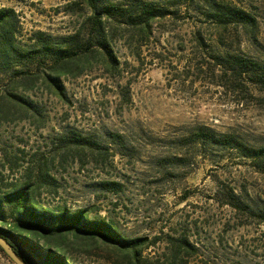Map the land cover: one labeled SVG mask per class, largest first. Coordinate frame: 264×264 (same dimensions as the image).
I'll use <instances>...</instances> for the list:
<instances>
[{"label": "rangeland", "instance_id": "obj_1", "mask_svg": "<svg viewBox=\"0 0 264 264\" xmlns=\"http://www.w3.org/2000/svg\"><path fill=\"white\" fill-rule=\"evenodd\" d=\"M141 1L166 15L148 29L134 19L104 22L118 69L105 71L92 44L60 78L63 98L42 82L48 65L37 78L4 77L0 93L10 90L32 108L0 99V197L28 187L51 211L84 212L125 239L156 238L144 253L153 263L169 264L167 241L183 235L198 249L187 264H264V172L241 153L264 149V91L224 75L216 59L264 64V0ZM213 1L248 12L254 27L221 26ZM0 8L17 14L23 41L77 32L72 43L83 44L90 34L84 0H0ZM221 135L241 148L214 145ZM48 241L52 251L68 250L73 264H124L96 240L66 233ZM0 264L13 263L0 251Z\"/></svg>", "mask_w": 264, "mask_h": 264}, {"label": "trees", "instance_id": "obj_2", "mask_svg": "<svg viewBox=\"0 0 264 264\" xmlns=\"http://www.w3.org/2000/svg\"><path fill=\"white\" fill-rule=\"evenodd\" d=\"M84 1L92 11V19L89 37L82 42L83 44L72 43L77 37V32L62 38L63 41H57L52 36L36 32L23 41L17 14L12 9L0 8V85L4 83L6 76L10 77V82L23 78H37L39 66L48 65L47 70L50 72L41 76L42 82L49 81V84L56 89L53 93L63 98L62 88L58 84L60 78L68 74L72 68L78 67L74 57L80 55L82 50L84 54L90 52L92 44L100 49L101 55L107 62L108 66L104 64L105 71L109 68L118 69L119 64L112 52L111 38L104 27V22L116 19L131 22L134 19L139 20L141 25L148 29L152 21L166 15L165 10L153 2L130 0V8H128L124 4L120 7L106 5L103 0ZM175 1L182 4L194 0ZM209 6L214 11L212 17L223 27L234 24L253 28L255 25V19L242 9L227 8L214 1ZM216 59L217 66L221 68L224 75H233L237 79L247 77L264 91L263 63L228 54ZM0 99L8 100L10 104L18 105L19 108H32L31 103L25 102L10 90L0 93ZM212 135L216 136V134ZM213 136L201 134L200 137L210 141ZM212 143L224 148H241L229 135L218 136V139ZM241 153L243 157L254 160L258 170L264 172V149H243ZM228 199L231 200L232 197ZM66 233L96 240L110 247L112 254L118 257L115 256L114 261L121 258L124 264H157L158 262L153 263L144 254L147 250L155 248L156 238L153 240L147 237L125 239L109 224L89 221L84 212L70 214L66 211H51L36 203L28 187H20L0 197V236L10 244L24 264L32 263L29 257L18 248L20 245L38 264H73L68 250L64 247L61 250L52 251L46 244L50 242H43L45 235L60 237ZM167 243L172 246L169 264H187L190 258L197 255L196 244L186 236L170 237ZM0 251L2 252L1 249Z\"/></svg>", "mask_w": 264, "mask_h": 264}, {"label": "water", "instance_id": "obj_3", "mask_svg": "<svg viewBox=\"0 0 264 264\" xmlns=\"http://www.w3.org/2000/svg\"><path fill=\"white\" fill-rule=\"evenodd\" d=\"M0 249L2 252L10 259L13 264H24V262L16 255L10 244H8L1 236H0ZM34 264L33 261H31Z\"/></svg>", "mask_w": 264, "mask_h": 264}]
</instances>
